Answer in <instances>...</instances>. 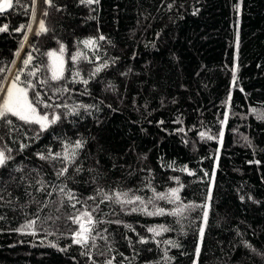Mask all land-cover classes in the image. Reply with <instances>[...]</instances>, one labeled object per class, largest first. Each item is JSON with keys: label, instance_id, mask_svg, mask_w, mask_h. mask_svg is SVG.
Listing matches in <instances>:
<instances>
[{"label": "trees", "instance_id": "trees-1", "mask_svg": "<svg viewBox=\"0 0 264 264\" xmlns=\"http://www.w3.org/2000/svg\"><path fill=\"white\" fill-rule=\"evenodd\" d=\"M40 20L48 31L36 35ZM4 24L0 87L22 72L29 98L53 106L38 104L41 114L60 120L39 136L0 121L14 158L0 168V264H264V0H19ZM49 52L63 60L59 81ZM66 147L75 162L58 178ZM49 152L61 156L37 155ZM173 188L179 201L154 199ZM115 192L144 204L116 203ZM85 210L95 224L79 245L71 217Z\"/></svg>", "mask_w": 264, "mask_h": 264}, {"label": "snow or ice", "instance_id": "snow-or-ice-1", "mask_svg": "<svg viewBox=\"0 0 264 264\" xmlns=\"http://www.w3.org/2000/svg\"><path fill=\"white\" fill-rule=\"evenodd\" d=\"M44 2L49 5L52 6V0H44ZM79 2L81 4H85V5H91L93 3H98L99 0H79ZM33 3H35V0H33ZM15 4H19V0H15ZM14 0H0V14L4 13L6 10H10L13 9L14 6ZM44 15L47 16V12H44ZM32 19L35 20V9L33 8L32 11ZM25 28H27L28 32H31L32 30V25L28 24V25H20L18 28H16V31H24ZM8 30V25L4 24L3 26H0V32H5ZM48 31V29L45 26V23L43 20H40L39 22V30L36 32V35H40L41 33H46ZM99 39L103 40L105 39L103 36H100ZM24 40H27V35H25ZM83 44L85 46H93L96 44V41L94 39H88V40H84ZM21 47H23V44L21 45ZM60 51L63 52L64 51V45H61ZM17 56H19V52L16 53ZM49 57L54 58L53 59V65H52V76H51V80L53 81H59L60 79L63 78V60L60 57L56 56L55 52H49L47 54ZM79 55V54H78ZM77 57L74 56L73 60H75ZM33 60V57L29 54L27 56V59H25L23 61L25 67H27L31 61ZM108 65L105 64L103 65V67H107ZM102 70L101 67H97L95 69V73H98ZM3 70L0 69V72H2ZM39 71V69H35L31 72L28 73V76L30 77H36L37 72ZM93 73V74H95ZM22 75V72H18L15 79L11 82L10 86L7 87V89H4L3 87H0V92L2 93H6L4 96V99L2 101H0V121H3L4 124H6L7 126H13V120L10 119L9 117H15L17 120L22 121L24 124H28V125H37L38 129L35 133L36 136H39L40 132L43 131H47V129L53 125L56 124L59 120H60V115L53 113L52 117L50 119L49 114H41V112L38 110L37 105L38 104H43L44 108H49V107H53L52 105H49L47 103H44L41 98L39 93H36V99L35 101H33L32 99L29 98V90L34 88V85L32 84L31 80H27L24 82H21L20 80V76ZM76 75L78 76L79 73H76ZM233 81H235V76L233 77ZM84 84H87V80H83L82 81ZM41 84H46L47 81H40ZM24 86H21V85ZM242 90V89H241ZM64 91H66V89H64ZM55 107L59 108V107H64V108H68L67 104L64 105H55ZM85 107L87 109L88 106H82ZM76 111L75 108H73L71 110L70 113L68 114H72ZM162 123V122H161ZM201 136H204V133L200 134ZM223 135V133H221V136ZM209 139H211L212 137H208ZM84 142H82L81 140H77L75 141L74 144V148L75 149H81L83 147ZM27 147V145L22 144L21 145V151L23 150V148ZM39 156L40 159H57L60 158L61 154L60 153H56V154H52L51 152H49L48 156L46 157L44 154L42 153H38L37 154ZM75 157H76V151H71L69 152L67 150V147L65 148V153L63 155V159L67 162L66 166L61 168L59 170V172H57V177H62L65 176L68 172V167L67 165H70L72 163L75 162ZM14 159L11 156V149L10 148H6V147H0V168H5L8 164V162L10 160ZM18 171L20 169H17ZM76 171H80L79 168L76 169ZM61 192L64 191L63 188L60 189ZM153 191H155L153 189ZM179 189L178 188H173L170 190V192L168 194H157L154 199L156 200H167L169 203H173L175 201H179V195H178ZM99 194L106 200H112L113 196L112 195H108L106 193H104L102 190H100ZM67 197L69 200H73L75 199L73 193L71 191H68L66 193ZM115 196V202L116 203H120V204H135L136 202H139L141 205L144 204V201L142 199V197L140 196H134L133 198H127L128 197V193H121V192H115L114 193ZM89 199H95V197H89ZM103 202V201H101ZM149 203H152V201H149ZM73 207H75V205H72ZM190 207V206H185V208ZM185 208H177L175 210H173L171 213V215H175V216H179V215H183V212L185 210ZM136 208H133L132 211H136ZM145 211H147L146 207L144 209ZM148 215H155V214H160L163 215L165 214V210L163 208H158L155 212H149L147 213ZM207 217H208V213L207 211L204 212V217H203V222L206 225L207 224ZM71 219L73 220L74 223H76L77 225H79V230H77L74 233V239H73V243L75 244H79V245H85L89 242L90 239H92L91 237V233L93 231V225L95 224V221L93 220L92 217V213L85 210L81 213H79V215L75 216V217H71ZM35 224V221H30L27 225H25V227L27 228H32ZM168 229L166 228H150L148 229V231L155 233L156 235H160L161 231H167ZM200 233V238L201 240H203V235H204V228L201 227L199 230ZM141 242H146L143 239L141 240ZM165 243L169 244V245H173V246H178L175 245L173 241L169 240L166 241ZM55 246V245H53ZM63 250V249H61ZM200 253V248L197 247L196 249V256L198 257ZM107 264H112V261L109 260L107 261Z\"/></svg>", "mask_w": 264, "mask_h": 264}, {"label": "water", "instance_id": "water-1", "mask_svg": "<svg viewBox=\"0 0 264 264\" xmlns=\"http://www.w3.org/2000/svg\"><path fill=\"white\" fill-rule=\"evenodd\" d=\"M11 10H12V9H10V10H6L4 13L0 14V16L9 14V13L11 12Z\"/></svg>", "mask_w": 264, "mask_h": 264}, {"label": "rangeland", "instance_id": "rangeland-1", "mask_svg": "<svg viewBox=\"0 0 264 264\" xmlns=\"http://www.w3.org/2000/svg\"><path fill=\"white\" fill-rule=\"evenodd\" d=\"M36 25H37V22H36L35 26H36ZM10 84H11V83H9V85H8L7 87H9ZM5 94H6V93H4L3 96H5ZM3 96H2V97H3ZM3 99H4V98H3ZM1 100H2V99H1ZM1 100H0V101H1ZM200 247H201V242L199 243V248H200ZM195 264H196V263H195Z\"/></svg>", "mask_w": 264, "mask_h": 264}, {"label": "bare ground", "instance_id": "bare-ground-1", "mask_svg": "<svg viewBox=\"0 0 264 264\" xmlns=\"http://www.w3.org/2000/svg\"><path fill=\"white\" fill-rule=\"evenodd\" d=\"M190 211V210H189ZM198 237V236H197Z\"/></svg>", "mask_w": 264, "mask_h": 264}]
</instances>
